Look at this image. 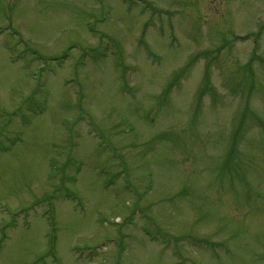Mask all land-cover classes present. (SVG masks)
Segmentation results:
<instances>
[{
    "label": "rangeland",
    "instance_id": "obj_1",
    "mask_svg": "<svg viewBox=\"0 0 264 264\" xmlns=\"http://www.w3.org/2000/svg\"><path fill=\"white\" fill-rule=\"evenodd\" d=\"M0 264H264V0H0Z\"/></svg>",
    "mask_w": 264,
    "mask_h": 264
},
{
    "label": "trees",
    "instance_id": "obj_2",
    "mask_svg": "<svg viewBox=\"0 0 264 264\" xmlns=\"http://www.w3.org/2000/svg\"><path fill=\"white\" fill-rule=\"evenodd\" d=\"M249 69V70H248ZM247 71L249 72V76L250 78H247V80H250V82H252V84L255 83V79H254V73H253V70H251V68L248 67ZM183 71L179 72L178 76L180 77L181 75H183ZM205 90V89H204ZM237 133H239V130L237 131Z\"/></svg>",
    "mask_w": 264,
    "mask_h": 264
}]
</instances>
